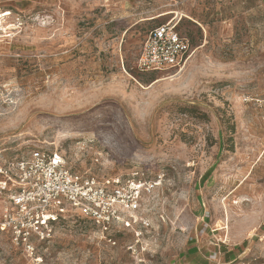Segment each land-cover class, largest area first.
Wrapping results in <instances>:
<instances>
[{"label": "rangeland", "instance_id": "rangeland-1", "mask_svg": "<svg viewBox=\"0 0 264 264\" xmlns=\"http://www.w3.org/2000/svg\"><path fill=\"white\" fill-rule=\"evenodd\" d=\"M169 20L184 62L140 71ZM37 147L157 185L122 228L0 231V264H264V0H0V168Z\"/></svg>", "mask_w": 264, "mask_h": 264}, {"label": "built area", "instance_id": "built-area-1", "mask_svg": "<svg viewBox=\"0 0 264 264\" xmlns=\"http://www.w3.org/2000/svg\"><path fill=\"white\" fill-rule=\"evenodd\" d=\"M171 20L148 30L136 67L157 71L179 67L190 51L188 39ZM0 168V192L7 193L1 211L0 231L10 240L32 251V238L50 237L49 225L64 217L70 208L93 221L102 231L128 226L139 206L142 180L131 176L102 179L75 172L65 157L56 151L37 147L28 155L9 161Z\"/></svg>", "mask_w": 264, "mask_h": 264}]
</instances>
